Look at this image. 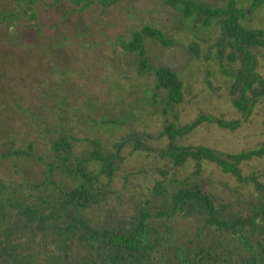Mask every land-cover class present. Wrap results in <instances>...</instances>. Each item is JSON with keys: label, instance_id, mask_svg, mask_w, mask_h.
I'll use <instances>...</instances> for the list:
<instances>
[{"label": "rangeland", "instance_id": "374dc122", "mask_svg": "<svg viewBox=\"0 0 264 264\" xmlns=\"http://www.w3.org/2000/svg\"><path fill=\"white\" fill-rule=\"evenodd\" d=\"M27 1L0 0V213L10 214L1 226L0 243L7 233L22 255H29L24 247L33 242L42 262L50 257L57 237L47 240L34 234L35 228H23L26 217L13 198L48 214L52 200L61 199L60 190L82 182L74 173L78 166L91 180L92 194L79 215L94 226L129 227L141 212L161 205L163 191L156 188L173 178H192L226 216L242 212L255 199L256 184L250 180L264 184V156L242 163L248 181L240 183L211 162H202L195 176V161L175 166L159 153L170 142L167 127L178 130L203 117L239 125L229 129L201 120L177 135L180 145L237 154L264 143V96L249 115L235 107L238 65L220 45L219 21L186 17L166 0H115L107 6L102 0H36L31 18ZM192 1L210 7L229 2ZM235 1L248 10L254 0ZM242 24L264 31V6ZM145 26L160 29L169 45L147 38L150 70L139 75L136 56L120 41ZM255 52L264 78V47ZM161 66L170 67L182 82L180 103L169 104L167 91L157 86ZM63 136L72 142L73 155L66 161L52 149ZM94 141L99 155L114 157L110 171L91 156ZM29 146L32 157L13 154L30 151ZM150 225L162 239L152 264H245L251 255L237 237L201 217H155Z\"/></svg>", "mask_w": 264, "mask_h": 264}, {"label": "trees", "instance_id": "16d2710c", "mask_svg": "<svg viewBox=\"0 0 264 264\" xmlns=\"http://www.w3.org/2000/svg\"><path fill=\"white\" fill-rule=\"evenodd\" d=\"M36 0H28L26 13L34 18L30 12L31 5ZM83 3L86 0H77ZM115 0H102L101 4L113 3ZM174 7L181 9L186 17H202L207 24L219 21L222 34L220 45L227 50L228 58L238 65L235 75L233 91L236 98L235 107L244 115L251 114L257 101L264 96V78L258 72V56L256 48L264 47V31L261 29H248L242 24L247 14L264 6V0H254L248 10L238 7L235 0H229L225 7H210L205 3L192 0H166ZM13 18V15H9ZM152 38L161 44L169 45L164 33L157 28L145 26L134 31L128 40L120 41V47L136 56V70L139 75L150 70L149 57L146 53L145 40ZM157 86L165 89L169 104L180 103L183 100L182 82L177 74L167 66H161L156 72ZM201 120H212L223 128L235 129L238 121H224L218 118L203 117L196 122L175 130L167 127L166 132L170 138L168 145L159 150L162 158L169 159L175 166H183L189 161L196 162L194 175L202 171V162L208 161L217 165L220 170L246 183L241 165L254 157L264 156V143L251 151L237 154L224 153L210 147L184 146L177 142V135L186 134L195 129ZM95 150L91 153L94 159H101L104 168L110 171L114 163L113 156L99 155V143L94 141ZM30 151H16L14 155L32 157ZM55 153L62 154L64 160L72 157V142L68 137H61L52 143ZM12 156V153H11ZM66 169L69 167L66 165ZM75 174L81 177L82 182L73 189L60 190L61 199H53L48 214H41L31 203L13 198L14 205L21 211V217H26L25 229L35 228L34 234H43L44 239L57 237L54 253L41 261L35 250V243H29V255H22L21 248L15 246L5 234V241L0 243V264H152L154 254L162 245V239L154 234L150 220L155 217H167L171 221L174 217H201L208 225L215 226L219 231L227 232L238 238L250 251L245 264H264V184H260L256 177L250 181L256 184L255 199L240 213L226 216L215 202L214 197L196 184L192 178L170 180L168 186L158 185L163 191L161 205L141 212L138 219L129 227L94 226L86 219L80 217L79 212L87 208L92 200L90 189L91 180L82 166H78ZM166 195V197H163ZM4 201V200H2ZM0 200V203L3 204ZM8 202H12L10 199ZM12 204V203H11ZM14 205L12 208H14ZM0 213V229L10 214ZM21 225V223H19ZM1 233V232H0ZM1 236V234H0ZM252 242H255L254 245ZM72 246L76 247L73 248ZM75 249V256L70 252ZM181 264H191L181 262Z\"/></svg>", "mask_w": 264, "mask_h": 264}]
</instances>
